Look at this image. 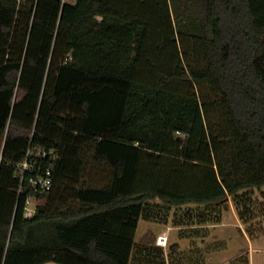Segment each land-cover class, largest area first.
Wrapping results in <instances>:
<instances>
[{"label":"trees","instance_id":"obj_1","mask_svg":"<svg viewBox=\"0 0 264 264\" xmlns=\"http://www.w3.org/2000/svg\"><path fill=\"white\" fill-rule=\"evenodd\" d=\"M263 187L264 0H0V264H167L151 201Z\"/></svg>","mask_w":264,"mask_h":264},{"label":"rangeland","instance_id":"obj_2","mask_svg":"<svg viewBox=\"0 0 264 264\" xmlns=\"http://www.w3.org/2000/svg\"><path fill=\"white\" fill-rule=\"evenodd\" d=\"M246 195L248 199L241 200L238 204L232 196L217 204H186L180 207H167L159 199L151 201L150 210L154 214V219H140L135 236L137 245L157 244L158 238L153 241L154 232L166 229L171 233L169 244L166 247L169 252L176 240L180 239L183 249L181 251L182 264L187 262V264H202L197 258L199 254L197 248L201 251L205 247L197 245L191 248V239L179 238L182 229L176 228V220L179 218L184 220L186 218L184 215L192 211L197 215L203 213V217L198 215L193 219V224L207 226L206 228L209 229L207 237L210 239L206 244L217 249L211 263L210 254L207 256L203 251L206 264H264V187L263 189H249ZM240 209L248 210L246 212L249 217L248 222L241 218ZM196 242L198 241H195V244ZM165 252L167 255V251ZM176 252L180 254L178 249Z\"/></svg>","mask_w":264,"mask_h":264},{"label":"crops","instance_id":"obj_3","mask_svg":"<svg viewBox=\"0 0 264 264\" xmlns=\"http://www.w3.org/2000/svg\"><path fill=\"white\" fill-rule=\"evenodd\" d=\"M176 228L182 229V226L176 225ZM154 234L155 235H153V241H155L156 238H158V241H157L158 243L157 244L155 243V245L163 248L164 252L167 251V255L168 256L165 254V256H167L166 257L167 264H172L170 262V259H169L170 258V255L173 253L172 255H174V257L176 258V256H177V252H176L177 249H178V251L180 253H181V251H183V249L181 248L182 247L181 246V243H180V241H182V240L177 239L176 242H175V244L172 245L171 248L169 249L171 252H169L166 247L169 244V241H170V238H171V233H169L168 230L163 229V230H161L159 232L158 231L154 232ZM160 235L163 236V239H167V242L166 243L165 242H163V243L162 242H159V236ZM208 235H209V233L207 235H201L200 234L198 236H187V235L184 236L182 234H181V237L179 236V238L191 239V241H192L191 248H194L197 245L200 246V247H205V249H202L201 251H200V248H197L198 249L197 252H199L197 258H198L199 262H202V264H206V261H205L204 256H203V251H205V253L207 254V256L210 254V256H209L210 263L213 262L214 256H215L214 253L217 251V249H215L214 247L209 246L208 244H206V243H208V239H210V238L207 237ZM195 241H198V242H196V244H195ZM175 245H179L176 250L173 249L175 247ZM173 263L174 264H182L183 262L181 260H175Z\"/></svg>","mask_w":264,"mask_h":264},{"label":"built area","instance_id":"obj_4","mask_svg":"<svg viewBox=\"0 0 264 264\" xmlns=\"http://www.w3.org/2000/svg\"><path fill=\"white\" fill-rule=\"evenodd\" d=\"M22 167L24 169H27L30 167L29 162L26 160L23 162ZM51 170L47 171V175L45 177L37 178L33 182L34 184L39 183L44 189L49 190L52 185V177H51ZM39 202V200H35L33 198H28L26 200V215L32 216L37 211L36 204ZM159 242H167V239H163V236H159Z\"/></svg>","mask_w":264,"mask_h":264}]
</instances>
